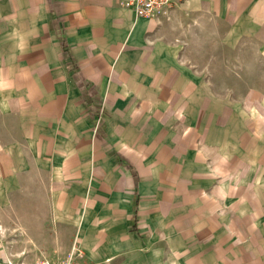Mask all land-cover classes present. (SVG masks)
<instances>
[{"label": "crops", "instance_id": "obj_1", "mask_svg": "<svg viewBox=\"0 0 264 264\" xmlns=\"http://www.w3.org/2000/svg\"><path fill=\"white\" fill-rule=\"evenodd\" d=\"M126 1L0 0V264L7 227L52 264H264L260 201L223 183L228 97L198 73L213 21L264 0Z\"/></svg>", "mask_w": 264, "mask_h": 264}, {"label": "rangeland", "instance_id": "obj_2", "mask_svg": "<svg viewBox=\"0 0 264 264\" xmlns=\"http://www.w3.org/2000/svg\"><path fill=\"white\" fill-rule=\"evenodd\" d=\"M209 31L211 33L205 35L206 64L198 67V73L211 77L212 88L214 92H222L223 102L224 96L228 97L231 159L227 165L228 172L222 170L226 177L223 183L233 182L235 187L245 189L242 195H236V202H244V198L254 196L253 199L260 201L261 210L264 211V20L259 23L247 19L234 22L214 20ZM221 137L224 138L225 134ZM209 165V168L214 167V164ZM212 174H217L216 169ZM216 176L219 183L220 176ZM229 197L233 199L230 193ZM224 210L226 212V208L222 212ZM248 212L250 210H244L243 214ZM260 217H263L260 220L263 228L264 216ZM2 229L7 252L10 255L19 253L14 255L15 262L20 259L19 261L29 263L35 260V254L39 256V253L47 250V244L13 243L12 228ZM24 230L25 228H17L15 234L20 232L23 235ZM50 259L56 263L62 261ZM69 261L67 259L66 263Z\"/></svg>", "mask_w": 264, "mask_h": 264}, {"label": "built area", "instance_id": "obj_3", "mask_svg": "<svg viewBox=\"0 0 264 264\" xmlns=\"http://www.w3.org/2000/svg\"><path fill=\"white\" fill-rule=\"evenodd\" d=\"M179 2L180 0H127L124 5L131 8L138 18L153 19L158 14L171 11ZM8 264H52V262L45 258H38L29 263L20 261L8 262Z\"/></svg>", "mask_w": 264, "mask_h": 264}]
</instances>
